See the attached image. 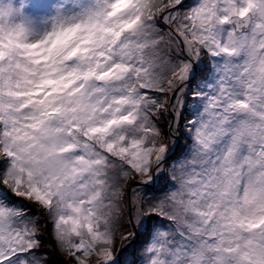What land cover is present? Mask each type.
<instances>
[{"label":"snow or ice","instance_id":"obj_1","mask_svg":"<svg viewBox=\"0 0 264 264\" xmlns=\"http://www.w3.org/2000/svg\"><path fill=\"white\" fill-rule=\"evenodd\" d=\"M264 264V0H0V264Z\"/></svg>","mask_w":264,"mask_h":264},{"label":"trees","instance_id":"obj_2","mask_svg":"<svg viewBox=\"0 0 264 264\" xmlns=\"http://www.w3.org/2000/svg\"><path fill=\"white\" fill-rule=\"evenodd\" d=\"M46 247L49 249V251L51 253L49 256H51V260L53 261V264H55L54 263L55 260L59 261L61 264H64V261L66 258L51 244V241L49 242L48 246H46Z\"/></svg>","mask_w":264,"mask_h":264},{"label":"rangeland","instance_id":"obj_3","mask_svg":"<svg viewBox=\"0 0 264 264\" xmlns=\"http://www.w3.org/2000/svg\"><path fill=\"white\" fill-rule=\"evenodd\" d=\"M49 242H50V238L47 239V240L45 241V247L48 246ZM46 248H47V247H46ZM50 254H51V253H50V251H49L47 255L49 256ZM54 258H55V257H54ZM48 259L51 260V256H49ZM54 263H55V264H61V263H60L59 261H57V260H55Z\"/></svg>","mask_w":264,"mask_h":264}]
</instances>
